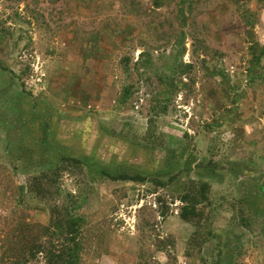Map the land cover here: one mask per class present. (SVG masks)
I'll list each match as a JSON object with an SVG mask.
<instances>
[{
	"label": "rangeland",
	"instance_id": "374dc122",
	"mask_svg": "<svg viewBox=\"0 0 264 264\" xmlns=\"http://www.w3.org/2000/svg\"><path fill=\"white\" fill-rule=\"evenodd\" d=\"M252 42L264 0H0V264H46L73 213L79 264H264Z\"/></svg>",
	"mask_w": 264,
	"mask_h": 264
},
{
	"label": "trees",
	"instance_id": "16d2710c",
	"mask_svg": "<svg viewBox=\"0 0 264 264\" xmlns=\"http://www.w3.org/2000/svg\"><path fill=\"white\" fill-rule=\"evenodd\" d=\"M249 54H250V72L252 74H257L256 66L260 64L261 60L264 57V44L258 46L255 42L250 43L249 46ZM125 94L128 93L126 90ZM62 163H69L70 165L76 167H83V162L79 158L63 156L61 158ZM102 174L111 180H125V181H134V182H144V181H152L156 185H165V182L153 178L147 179L145 175L142 174H117L112 175L103 170H101ZM177 177L176 174L172 175L168 180V182H172ZM167 184V183H166ZM208 186L206 182H201V192L203 193L204 188ZM186 197L182 198V202L186 201ZM195 199V197H193ZM194 208L189 209L184 205L180 210V216L184 219L188 217L190 213H194ZM52 217V222H53ZM84 218L77 214H71L64 218L57 220L54 223V226L58 228L61 233L64 235V243L63 248L60 250L51 249L47 253V262L46 264H79L81 259V252L83 250V227ZM63 228V229H60Z\"/></svg>",
	"mask_w": 264,
	"mask_h": 264
}]
</instances>
